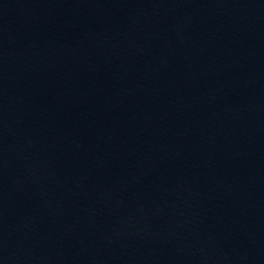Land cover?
<instances>
[{
    "label": "water",
    "instance_id": "95a60500",
    "mask_svg": "<svg viewBox=\"0 0 264 264\" xmlns=\"http://www.w3.org/2000/svg\"><path fill=\"white\" fill-rule=\"evenodd\" d=\"M0 264H264V0H0Z\"/></svg>",
    "mask_w": 264,
    "mask_h": 264
}]
</instances>
